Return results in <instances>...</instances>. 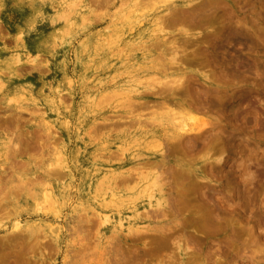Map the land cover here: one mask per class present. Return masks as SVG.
<instances>
[{
    "label": "rangeland",
    "instance_id": "rangeland-1",
    "mask_svg": "<svg viewBox=\"0 0 264 264\" xmlns=\"http://www.w3.org/2000/svg\"><path fill=\"white\" fill-rule=\"evenodd\" d=\"M209 1L0 0V264H264V0Z\"/></svg>",
    "mask_w": 264,
    "mask_h": 264
},
{
    "label": "bare ground",
    "instance_id": "bare-ground-1",
    "mask_svg": "<svg viewBox=\"0 0 264 264\" xmlns=\"http://www.w3.org/2000/svg\"><path fill=\"white\" fill-rule=\"evenodd\" d=\"M150 1H151V0H150ZM154 1H155V0H154ZM159 1H161V0H159ZM162 1H167V0H162ZM169 1H170V0H169ZM208 1H209V0H208ZM210 1H213V0H210ZM210 1H209V2H210ZM187 2H188V1H187ZM209 2H208V3H209ZM150 3H151V2H150ZM163 3H164V2H163ZM168 3H169V2H168ZM184 3H185V2H184ZM203 3H204V2H203ZM205 3H207V2H205ZM154 4H155V3H154ZM171 4H172V3H171ZM194 4H195V3H194ZM205 5H206V4H205ZM208 5H209V4H208ZM210 5H211V4H210ZM210 5H209V6H210ZM190 6H191V5H190ZM198 6H199V4H198ZM201 6H202V5H201ZM199 7H200V6H199ZM206 7H207V6H206ZM206 7H205V9H206ZM190 8H191V7H190ZM196 8H197V7H196ZM201 8H202V7H201ZM172 9H173V8H171L170 10H172ZM191 9H192V8H191ZM191 9H190V13H191ZM187 10L189 11V9H187ZM174 11H175V10H174ZM185 11H186V10H185ZM188 11H187V12H188ZM192 11H194L193 14H194V13H197V12H196L197 9H196V10H192ZM201 11H202V9H201ZM167 12H168V11H167ZM168 13H169V12H168ZM176 14H177V13H176ZM198 14H200V13H198ZM164 15H165V14H164ZM170 15H171V14H170ZM184 15H185V14H184ZM184 15H183V16H184ZM167 16H168V15H167ZM196 16H197V14H196ZM168 17H169V16H168ZM176 17H177V15H176ZM161 18H162V17H161ZM158 19H159V18H158ZM168 19H169V18H168ZM166 20H167V19H166ZM164 21H165V19H164ZM169 21H170V20H169ZM178 21H179V20H178ZM162 22H163V21H162ZM162 22H161V23H162ZM165 22H166V21H165ZM175 22H176V21H175ZM173 23H174V22H173ZM190 120L194 122L195 119H194V118H191V119H189V121H190ZM154 123H155V122H154ZM193 125H195V124H193ZM188 126H189L188 123H187V122H184V121L180 124L181 129H179V130H182V131L184 132V134L182 133V135H186V134L188 135V134H191V133H192V134H193V133H197V134H198L199 132L202 133V131L205 130V126H202V127H198V126H197V128H196V126H195V128H193L194 126H193L192 128H190L191 126H190V127H188ZM177 127H179V126H177ZM180 127H179V128H180ZM182 131H181V132H182ZM177 132H178V131H177ZM179 132H180V131H179ZM191 137H192V136H191ZM193 137H194V136H193ZM174 138H175V135H174ZM177 138H178V137H177ZM189 139H190V138H189ZM174 140H175V139H174ZM195 140H196V139H195ZM197 140H198V139H197ZM156 141H157V140H156ZM189 141H190V140H189ZM182 142H183V141H182ZM157 143L159 144V142H157ZM157 143H156V144H157ZM160 144H161V143H160ZM160 144H159V145H160ZM184 144H185V143H184ZM159 147H160V146H159ZM162 147H163V146H162ZM156 149H157V148H156ZM139 176H140V175H139ZM155 179H156V178H155ZM155 181H156V180H155ZM151 182H152V181H151ZM151 182H150V183H151ZM154 183H155V182L151 183V185L154 184ZM148 185H150V184H148ZM155 185H156V184H155ZM161 186H162V185H161ZM143 187H144V186H143ZM144 189H145V188H144ZM159 190H160V189H159ZM164 192H165V191H164ZM164 192H163V193H164ZM148 196H149V195H148ZM136 197H138V196H136ZM136 197H135V198H136ZM133 200H135V199H133ZM140 203H141V202H140ZM162 204H163V203H162ZM148 206H149V205H148ZM132 208H133V207H132ZM140 214H141V213H140ZM8 216H9V215H8ZM146 216H147V215H146ZM144 217H145V214H144ZM15 227H16V226H15Z\"/></svg>",
    "mask_w": 264,
    "mask_h": 264
}]
</instances>
